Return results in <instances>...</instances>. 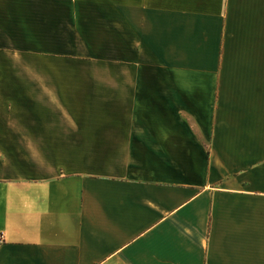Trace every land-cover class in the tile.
<instances>
[{"label":"crops","instance_id":"1","mask_svg":"<svg viewBox=\"0 0 264 264\" xmlns=\"http://www.w3.org/2000/svg\"><path fill=\"white\" fill-rule=\"evenodd\" d=\"M0 235V264H264V0H0Z\"/></svg>","mask_w":264,"mask_h":264},{"label":"rangeland","instance_id":"2","mask_svg":"<svg viewBox=\"0 0 264 264\" xmlns=\"http://www.w3.org/2000/svg\"><path fill=\"white\" fill-rule=\"evenodd\" d=\"M69 58L73 59L74 56L72 54H68L67 59ZM87 59L92 60V62L96 64H125V41H114L113 48L106 47L104 42L98 43L97 45L94 43L93 54ZM67 63L74 62L67 61ZM116 74L120 73L115 72V75Z\"/></svg>","mask_w":264,"mask_h":264},{"label":"built area","instance_id":"3","mask_svg":"<svg viewBox=\"0 0 264 264\" xmlns=\"http://www.w3.org/2000/svg\"><path fill=\"white\" fill-rule=\"evenodd\" d=\"M3 240V236L2 235H0V242Z\"/></svg>","mask_w":264,"mask_h":264}]
</instances>
